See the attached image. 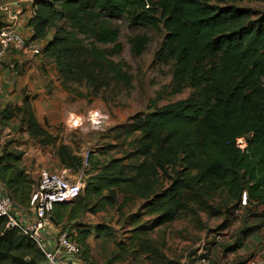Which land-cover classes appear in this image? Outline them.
Wrapping results in <instances>:
<instances>
[{"label":"trees","instance_id":"trees-1","mask_svg":"<svg viewBox=\"0 0 264 264\" xmlns=\"http://www.w3.org/2000/svg\"><path fill=\"white\" fill-rule=\"evenodd\" d=\"M244 1L34 0L35 13L29 21L31 41L44 43L40 58L55 64L64 90L72 91L64 86L74 83L98 92L102 81L97 73L102 67L120 81L121 69L98 46L113 45L114 53L119 54L123 22L134 31L166 32L156 58L171 68L173 93L191 91L188 98L138 120L133 130L120 127L128 134L138 133V155L144 164L114 159L97 173L86 174L83 194L70 204L55 206L51 216L56 224L76 220L85 213L97 215L107 209L121 212L139 197L145 199L147 212L158 217L157 223L165 225L178 218L196 190L211 197L225 190L239 199L246 193L245 209L264 211V15L254 18L250 11L227 6ZM130 44L134 55L139 56L147 39L136 35ZM17 113L26 118L22 122L28 123L31 138L43 146L56 144L28 100L22 107L0 112V120L8 123ZM242 137L248 143L245 151L236 147V140ZM23 155L17 148L1 149L0 184L16 206L27 208L37 185L22 169ZM57 156L62 169L82 171L83 159L70 147L61 145ZM172 171L169 188L154 197L148 186L139 183L141 178L154 181ZM121 195L124 199L119 204ZM255 214L260 225L250 229L245 222L241 234L247 239L257 236L261 242L258 237L264 236V213ZM7 225V219L0 218V264H43L45 257L37 245ZM97 232L111 236L108 227ZM90 233L80 230L76 238L72 237L83 248ZM132 243L156 262L161 257L154 244L140 235H135ZM119 244L125 256L115 263L135 255L124 243Z\"/></svg>","mask_w":264,"mask_h":264},{"label":"rangeland","instance_id":"rangeland-1","mask_svg":"<svg viewBox=\"0 0 264 264\" xmlns=\"http://www.w3.org/2000/svg\"><path fill=\"white\" fill-rule=\"evenodd\" d=\"M227 6L250 11L254 18L264 15V3L255 0ZM120 26L122 50L119 54L114 53L116 50L113 45L98 46L107 59L121 69L123 76L120 81L102 67L97 73L102 81L98 92L85 84L69 83L64 88L72 91L60 90L61 94L66 92L67 97L56 98L64 111H77L80 114H67V122H63L61 113L56 114L55 125L51 127L57 140L54 146L56 152L61 145H66L73 154L83 159L82 171L67 170L66 173L71 181H82L83 192L86 188V174L97 173L103 165L114 159L127 160L132 165L144 164V160L138 155V133L131 131V134H128L120 127H130L133 130L131 127L138 120L145 118L155 109L184 100L191 93L188 89L180 94L173 93L171 68L156 58L166 36L163 29L134 31L123 22ZM136 35L145 36L147 39L146 47L139 56L134 55L130 44V39ZM21 72L19 71V74ZM90 117L94 122H101V125H94ZM24 119L26 118L23 114L17 113V117L8 123H2L0 120V147L8 146L10 149L17 146L18 140L16 136L9 134V130L28 127L26 121L22 122ZM75 121L78 123L77 127L73 125ZM43 168L52 173L63 172L53 157L48 155L39 169L38 178L34 180L36 185ZM176 170L180 171V168ZM172 177L173 171L169 172V176H157L154 181L141 178L139 183L141 186H148L150 196L154 197L169 188ZM105 195L108 196V193ZM123 199L124 196L121 195L119 204ZM189 199L186 208L179 212L178 218L165 225H159L158 217L147 212L145 199L135 197L121 212L107 209L97 215L81 214L76 220L64 222L58 229L59 232L61 229L70 230L74 238L80 230L91 232L83 245V258L87 264H106L124 258L119 243H124L130 254L135 255H129L131 258L126 262L113 264H257L258 260L264 262V236L258 237L260 242L257 236L247 239L241 234L245 222L248 228L257 229L260 222H257L255 213L263 214L264 211L250 212L245 209L248 206L243 202V195L239 199L225 190L212 197L203 190H196ZM100 227H108L111 236H100L97 232ZM262 230L264 233V228ZM135 235H140L142 240L154 244L161 255L157 262L150 255L139 252L140 246H133Z\"/></svg>","mask_w":264,"mask_h":264},{"label":"crops","instance_id":"crops-1","mask_svg":"<svg viewBox=\"0 0 264 264\" xmlns=\"http://www.w3.org/2000/svg\"><path fill=\"white\" fill-rule=\"evenodd\" d=\"M16 2L14 11L20 16L19 32L25 40H30L33 30L29 28V21L32 18L34 0H16ZM5 21L6 18L0 15V24L3 25ZM9 61L15 62L22 72L21 74L11 73L6 64L0 67V112L9 108L22 107L25 100H28L33 111L38 115L36 117L43 129L51 134V126L55 125L54 116L56 114L61 113L63 122H67V114L72 116L79 114L77 111L76 113H69L59 106V101L56 98H66L67 95L66 92L60 93L63 88L59 80L57 67L52 61L35 57L29 52L13 53L10 55ZM9 134L16 136V140H18L17 146H12L10 150L17 148L23 152L22 169L33 180L38 178L39 169H41L48 155L53 157L58 167L63 168L54 149L55 145H41L39 140L30 137L27 127H19V129L13 131L9 130ZM2 148H0V153ZM42 170H46V168ZM35 197L36 190L33 192L30 207L24 208L23 213L17 216L24 223L28 224L36 218L34 213ZM59 227L60 225L53 220L51 227L45 231L50 247L53 246L56 236L63 231L61 229L59 232ZM63 260L65 264H87L85 259L78 261L66 255H63ZM257 264H264V262L258 260Z\"/></svg>","mask_w":264,"mask_h":264},{"label":"built area","instance_id":"built-area-1","mask_svg":"<svg viewBox=\"0 0 264 264\" xmlns=\"http://www.w3.org/2000/svg\"><path fill=\"white\" fill-rule=\"evenodd\" d=\"M17 4L15 0L0 1V15L6 18V21L0 27V67L6 64L10 71L19 74L18 65L9 61L13 53L29 52L35 57H41L44 49L43 42H33L25 40L19 32L20 16L14 11ZM35 13V5L32 8V16ZM95 118L96 113H94ZM90 121L96 125L101 122ZM75 127L78 123H73ZM236 147L239 150H247V139L242 137L236 140ZM67 170L63 169L61 173H52L48 170H42L39 182L36 186V197L34 205L35 220L30 223H24L17 216L23 213L24 208L16 206L9 198L7 192L0 184V218H6L8 221L7 228L18 230L32 240L39 250L44 254L45 261L43 264H65L63 255L82 261L83 248L72 237L69 230L61 231L54 239L53 246L50 247L47 241L45 231L52 225L51 213L56 205L67 204L76 200L83 191L84 184L82 181L73 182L66 176ZM243 202L247 204V194H243ZM255 264V263H252Z\"/></svg>","mask_w":264,"mask_h":264},{"label":"water","instance_id":"water-1","mask_svg":"<svg viewBox=\"0 0 264 264\" xmlns=\"http://www.w3.org/2000/svg\"><path fill=\"white\" fill-rule=\"evenodd\" d=\"M52 221H53V218H52Z\"/></svg>","mask_w":264,"mask_h":264}]
</instances>
